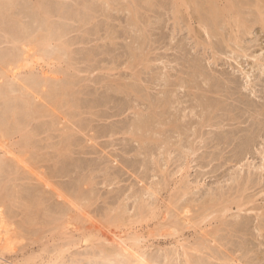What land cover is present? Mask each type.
Here are the masks:
<instances>
[{
	"label": "rangeland",
	"instance_id": "1",
	"mask_svg": "<svg viewBox=\"0 0 264 264\" xmlns=\"http://www.w3.org/2000/svg\"><path fill=\"white\" fill-rule=\"evenodd\" d=\"M37 1L45 7L40 10ZM227 1L246 23L245 29H237L225 10L206 28L199 17L208 7L196 11V4L182 6L175 0H0V18L8 16L4 19L8 24L19 19L22 24L18 20L10 24L18 23L14 27L21 30L23 26L27 36L10 41L2 29L7 23L0 19L2 57L10 54V60L11 51L15 63L8 65L24 67L23 73L16 71L17 79L7 72V64L0 67V131L11 132V136L7 130L6 135L0 132V138L10 137L8 145L0 139V148L14 149L6 152L12 159L4 166L8 174L1 176L16 179L8 183V190L11 195L18 192L19 198H6L4 207H9L7 215L14 213L15 225L27 229L24 243L41 235L50 238L55 222L50 217L67 207L79 210L82 205L84 225L87 218L105 224L106 216L116 218L124 211L131 220L141 208L149 213L150 206L160 205L159 219L143 213L145 218L139 217L132 226L144 234L148 250L144 257H136L143 263L134 257L130 264H167L172 258L166 259V252L173 254L178 236L160 237L164 231L159 223L165 222L161 219L169 208L173 215L189 205L194 224L178 238L188 247L209 244L210 251L203 249L201 256L206 264H264V233L257 229L264 225V25L258 22L255 0H220V12ZM46 25L53 31L44 29ZM48 31L61 33L57 37ZM44 35L47 40L55 36L51 38L57 45L46 47L48 54L40 52L47 59L29 72L36 49H43ZM49 55L56 56L53 64ZM7 75L11 86L2 79ZM25 76L30 80L24 82ZM10 117L17 122H10ZM23 153L26 159L20 160ZM2 182L0 192L5 195ZM186 184L191 187L181 189ZM225 196L241 198L243 209L233 205L213 220L211 201ZM13 199L27 204L37 200L36 205L30 203L37 208L30 209L33 221L25 214L26 203ZM171 201L176 203L171 206ZM204 213L212 217L202 224L206 232L191 228ZM129 223H122L125 236L133 233ZM85 249L74 248L72 252L83 257L68 264L103 261ZM191 252L198 261L202 252ZM174 258L173 264H178L180 259ZM122 259L106 264H129Z\"/></svg>",
	"mask_w": 264,
	"mask_h": 264
},
{
	"label": "bare ground",
	"instance_id": "2",
	"mask_svg": "<svg viewBox=\"0 0 264 264\" xmlns=\"http://www.w3.org/2000/svg\"><path fill=\"white\" fill-rule=\"evenodd\" d=\"M139 1V0H138ZM176 1V3H178L179 5H189V7H191L190 5H194L193 7L195 8V7H197L198 6V9H195L196 11L198 10H202L203 8H204V10H205V12H206V14L208 15L207 17V19L205 18V16H206V14H205V16L202 18V16L201 17H199L200 18V23H202L206 28H207V26L209 25L210 27H212L213 25H212V23H211V21H213V17H218V19H219V16L221 17V15L220 14H223L222 12L225 10V11H227V13H230L231 14V17L233 18L234 17V21L238 24L237 25V29H240V28H244L245 29V27H247L246 26V23H243L242 21H240V17H239V15H238V13L237 12H235V10H234V5H232L231 4V2L230 1H227V3H226V5H225V7H227V8H223L222 10H221V12H220V7H218L217 5L220 3V0H203V2L204 3H202V2H200V1H198V0H190V2H189V0H175ZM202 1V0H201ZM256 1V3L254 4V3H252V2H254V1H252L251 2V4L253 5V8L255 7V9H256V11H257V13L259 14V17L257 18V19H259L258 20V22H261L263 25H264V0H255ZM25 2V1H24ZM38 2V1H37ZM136 2V1H135ZM144 2V1H143ZM149 2V1H148ZM173 2V1H172ZM192 2H194V4L192 3ZM83 3H85V2H83ZM145 3V2H144ZM31 4V3H30ZM36 4V3H35ZM35 4H34V6H35ZM41 4H43V3H41V2H38V7H39V9L41 10L42 8H40L41 6L43 7L44 6V4L43 5H41ZM146 4H148V3H146ZM197 6H196V5ZM234 4V3H233ZM1 5V7H2V4H0ZM135 5H137V4H135ZM173 5H174V3H173ZM172 5V6H173ZM182 5V6H183ZM251 5V6H252ZM30 6V5H29ZM31 6H33V5H31ZM47 6V5H46ZM132 6V5H131ZM206 6V7H205ZM7 7V6H6ZM22 7V6H21ZM45 7V6H44ZM202 7V9H199V8H201ZM37 7H35V9H36ZM47 8V7H46ZM187 8V7H186ZM1 9H3V7L1 8ZM22 9V8H21ZM39 9L37 8V10L39 11ZM44 9V8H43ZM211 9H214L215 10V12H212L211 11ZM13 10V9H12ZM36 10V11H37ZM45 10L46 9H44V13H45ZM47 10H48V8H47ZM173 10V9H172ZM208 10V11H207ZM213 10V11H214ZM8 11V10H7ZM6 11V12H7ZM10 11V10H9ZM27 11V10H26ZM29 11V10H28ZM35 11V12H36ZM174 11V10H173ZM191 11V10H190ZM2 12V11H1ZM24 12V11H23ZM30 12V11H29ZM177 11H175V13H176ZM188 12V11H187ZM10 13V12H9ZM40 13V12H39ZM41 13H42V11H41ZM41 13L39 14V15H41ZM46 13H48L47 15H49V12H46ZM134 13V12H133ZM193 13V12H192ZM200 13V15L203 13V12H199ZM234 13V14H233ZM256 13V12H255ZM5 14H7V13H5ZM31 15H32V13H30ZM37 14V13H36ZM51 14H52V12H51ZM50 14V15H51ZM190 14V13H189ZM197 14V13H196ZM257 14V15H258ZM1 15V14H0ZM43 16L45 15V14H42ZM141 15V14H140ZM192 15V14H191ZM203 15V14H202ZM2 16V15H1ZM3 16H4V14H3ZM6 16V15H5ZM137 16V15H136ZM6 17H8V16H6ZM6 17L4 18V19H6ZM13 17V16H12ZM20 16H18V18H19ZM22 17V16H21ZM34 17V16H33ZM39 17V16H38ZM42 17V16H41ZM50 17V16H49ZM177 17V16H176ZM197 17H198V15H197ZM210 17V18H209ZM230 17V18H231ZM23 18V17H22ZM43 18V17H42ZM45 18L47 19V17L45 16ZM75 18V17H74ZM199 18H197V20L199 19ZM205 18V19H204ZM222 18V17H221ZM1 19V18H0ZM3 18L1 19V20H4ZM14 19V18H13ZM135 19V18H134ZM0 20V21H1ZM8 20H10V18L8 19ZM14 20H18V21H20L19 19H14ZM13 20V21H14ZM47 20H49V18L47 19ZM140 20V19H139ZM7 24H5V26H2V29L4 28V32H6L7 33V35H10V38H11V40L10 41H12V39H13V41L15 42V43H17V41H20L21 39H27L26 37H25V33H24V30H25V28H23V26H22V29L23 30H21V26L19 27L20 29H15V27L14 26H16L17 24H15V25H13L12 23V25L10 24V22L12 21H10L9 22V24H8V21L7 20H4ZM12 21V22H13ZM42 21V20H41ZM44 21V20H43ZM46 21V20H45ZM44 21V24L46 23V22H48V21H46L45 22ZM50 21V20H49ZM133 21V20H132ZM176 21V20H175ZM2 22V21H1ZM21 22V21H20ZM32 22H33V20H32ZM51 22V21H50ZM219 22V21H218ZM218 22H217V26H219L218 25ZM226 22V21H225ZM245 22V21H244ZM23 22H21V24H22ZM36 23V22H35ZM42 23V22H41ZM49 23V22H48ZM176 23V22H175ZM1 24V23H0ZM3 24H4V22H3ZM37 24V23H36ZM52 24V23H51ZM51 24H48V25H51ZM56 24V23H55ZM85 24V23H84ZM212 26H211V25ZM226 24V23H225ZM248 24V23H247ZM202 25V26H203ZM214 26L215 28L217 27V26ZM223 25V24H222ZM259 25V24H258ZM53 26V25H52ZM59 26V25H58ZM57 26V27H58ZM262 26V25H261ZM39 27H41V26H39ZM213 27V28H214ZM254 27V26H253ZM1 28V27H0ZM35 28V27H34ZM44 28V27H43ZM49 29L50 27L48 26L47 27V25H46V28H44V29ZM218 28V27H217ZM224 28V27H223ZM226 28H227V26H226ZM249 28V27H248ZM40 29H42V28H40ZM44 29H42V31L44 30ZM52 29V30H51ZM51 29H49V31L51 32V31H53V27L51 28ZM61 29V28H60ZM204 29V28H203ZM236 29V30H237ZM250 29H252V28H250ZM264 29V28H263ZM1 30V29H0ZM39 30V29H38ZM38 30L37 31H35V32H38ZM204 30H206V29H204ZM211 30V29H210ZM209 30V27H208V29H207V34H208V31H210ZM218 30V29H217ZM230 30V29H229ZM26 31H28V30H26ZM25 31V32H26ZM30 31V30H29ZM42 31H39V32H41L42 33ZM48 31V33H46V34H54V35H56V34H59V33H61V31L58 33H54V32H52V33H50ZM213 31V30H212ZM224 31V30H223ZM1 32V31H0ZM38 32V33H39ZM43 32H46V31H43ZM215 32H216V30H215ZM219 32V31H218ZM64 33V32H63ZM210 33H211V31L209 32V35H210ZM214 33V32H213ZM221 33V32H220ZM231 33V32H230ZM5 34V33H4ZM28 34V33H27ZM212 34V33H211ZM232 34H234V33H232ZM6 35V36H7ZM29 35V34H28ZM43 35V34H42ZM42 35L41 36H38V40H40L41 39V37H42ZM24 36V37H23ZM30 36V35H29ZM46 35H44V39H42L41 41H43L44 40V43L42 44L41 43V45L43 46V49L40 51V49H36L38 52V55H37V57H36V62L34 63V65H32V67H30L29 69L31 70V71H29V72H33V70H35L36 71V68H38L37 66H40V65H42L41 64V62H43V60L44 59H47V52L45 51V48L46 47H51L52 46V42L54 43V39L53 38H51V37H54L55 38V36H50V40H51V42H50V40H47V36L45 37ZM57 37L59 36V35H56ZM61 36V35H60ZM63 36V35H62ZM217 36V35H216ZM219 36V35H218ZM220 36H221V34H220ZM232 36V35H231ZM39 37H40V39H39ZM230 37V36H229ZM6 38H9V37H6ZM5 38V39H6ZM45 38H46V40H45ZM60 38V37H59ZM61 38H63V37H61ZM225 38V37H224ZM9 40V39H8ZM56 40H59V39H56ZM61 40V39H60ZM24 41V40H23ZM7 42V41H6ZM56 42H58V41H56ZM55 42V43H56ZM228 42V41H227ZM230 42V41H229ZM8 43H9V41H8ZM40 43V42H39ZM54 43V45L56 46L57 44H55ZM12 44H13V42H12ZM61 46H62V44H60ZM60 45H58V49H57V52H59L58 50L59 49H61V47H60ZM65 45V44H64ZM63 45V47H65ZM36 47H39V48H41L39 45L38 46H36ZM53 48H55V50H56V47H53ZM3 50H5V49H3ZM8 50H10V49H8ZM13 50V49H12ZM35 50V51H36ZM55 50H52V48H51V51H54L55 52ZM62 50H63V48H62ZM5 51H7V50H5ZM18 51H19V49H18ZM23 51V50H22ZM43 51H45V53H47V54H45V55H43V56H40V52H43ZM8 52V51H7ZM17 52V51H16ZM53 52V53H54ZM60 52H62V51H60ZM1 53V52H0ZM10 53H11V56L13 57V55H12V53L13 52H11L10 51ZM14 53H15V51H14ZM20 53H22L21 52V50H20V52H19V54ZM35 53V52H34ZM6 54V53H5ZM18 54V53H17ZM31 55H32V53H30ZM30 54H28L29 56H30ZM49 54H50V52H49ZM1 56H0V62L2 61L3 63L1 64V66L0 67H2L1 69H4V66H2L3 64H10L11 62H9V61H12L13 59H12V57H11V59L9 60V58H10V54L9 55H4L3 57H2V53L0 54ZM15 55H16V53L14 54V57H15ZM41 55H42V53H41ZM52 55V54H51ZM55 55H56V53H55ZM60 55V54H59ZM20 56H23V57H25V56H27V55H20ZM20 56H19V58H20ZM34 57H35V54H34ZM46 57V58H45ZM49 57L53 60V59H56V58H54V57H56V56H50L49 55ZM49 58V59H50ZM2 59V60H1ZM16 59V58H15ZM21 59V58H20ZM50 59V60H51ZM60 59V58H59ZM19 60V59H18ZM18 60H16V62L18 61ZM51 60V63L53 64V62L55 61V60H53L52 61ZM9 62V63H8ZM13 62V64L15 63V61H12ZM48 61L46 60V61H44V63H46V65L47 64H49L50 65V63L48 62ZM19 63V62H18ZM58 63V62H57ZM12 64V63H11ZM6 65V66H7ZM11 65H8V71L7 72H10L9 74H11V71H12V73L14 74L13 75V78H14V76H16V71H17V73H18V71L19 72H22V71H24L23 69H24V67H23V69H22V67L20 68V66L19 65H13V66H16V67H12V70L11 69H9V67H10ZM54 65H52V67H53ZM17 67H19V68H17ZM49 67H51V65L49 66ZM22 69V70H21ZM7 70V69H6ZM21 70V71H20ZM6 73V72H5ZM23 73V72H22ZM19 74H21V73H19ZM19 74H18V77H19ZM12 75V74H11ZM23 75V74H22ZM30 75V74H29ZM4 76V75H3ZM3 76H2V79L3 80H6V79H8L7 77L9 76V78H10V75H7L6 76V78L4 79L3 78ZM26 77V79H24V82H25V80L27 81V80H30V79H27V76H25ZM46 77H48V76H46ZM13 78H11V81H13V80H15V79H13ZM28 78H30V77H28ZM13 79V80H12ZM16 79H17V76H16ZM49 79L51 80V78H50V76H49ZM49 79L48 80H46L47 81V83H48V81H49ZM10 80V79H9ZM7 81V80H6ZM6 81H4V85L7 87V85H8V87H9V84H5V82ZM46 81H44V83H46ZM7 83H10V82H8L7 81ZM46 83V84H47ZM51 83V82H50ZM12 85V83H10V86ZM22 85V84H21ZM2 86V85H1ZM0 86V87H1ZM26 86L24 85V87L23 88H25ZM14 90V89H13ZM12 90V91H13ZM15 92V91H14ZM1 93V92H0ZM2 93H3V91H2ZM11 118V120L13 119V117H10ZM16 120V122H17V119L15 118L14 119V121ZM13 120L12 121H10V122H14ZM19 121V120H18ZM9 122V123H10ZM20 123V122H19ZM18 123V124H19ZM12 124V123H11ZM14 124V123H13ZM17 124V125H18ZM21 124V123H20ZM2 125V124H1ZM4 125L5 124H3V127H4ZM15 125V124H14ZM13 125V126H14ZM16 125V126H17ZM6 126V125H5ZM16 126H14V127H16ZM7 127V126H6ZM5 127V128H6ZM18 127V126H17ZM2 128V126L0 127V129ZM141 128V127H140ZM135 129V128H134ZM4 130H7L8 131V128L7 129H4ZM4 130H1L0 132L2 133V131L4 132ZM12 130H14L13 128H12ZM10 131V130H9ZM9 131H8V134H10L9 133ZM1 133H0V135H1ZM31 133V132H30ZM135 133V132H134ZM133 133V134H134ZM7 134V132H4V135H6ZM3 135V134H2ZM30 135H33L34 136V134H30ZM30 135H27V137H29ZM8 136V135H7ZM10 136H11V134H10ZM3 137V136H2ZM24 137H25V135H24ZM32 137V136H31ZM5 138V137H4ZM7 138H10L9 136L8 137H6V139H3V138H0V139H2V140H4V141H6V143L4 142V144H6V145H8V144H10V143H8V141L10 140V139H8V141H7ZM30 138V137H29ZM29 138H27V139H29ZM33 138V137H32ZM23 139H25V138H23ZM27 140H25L24 142H26ZM1 143V142H0ZM27 144H29V141H27L26 142ZM2 147L0 148V176L1 175H6V174H8V171H6L5 170V165H9V161H7L8 159H12V158H10V154L9 153H6V152H12L14 149L12 148V146L10 145V150H7L6 152H5V147H3V145H1ZM5 146V145H4ZM7 147V146H6ZM9 147V146H8ZM3 148H5L4 149V152L2 151L3 150ZM11 148H12V151H11ZM2 149V150H1ZM1 151L4 153H1ZM189 152V151H188ZM13 153V152H12ZM14 155H17V154H14ZM13 155V156H14ZM19 155H21V154H19ZM18 156V155H17ZM19 157V156H18ZM18 157H15L16 159L18 158ZM25 158L26 157V154H22L19 158H20V160L22 159V158ZM18 158V159H19ZM26 159V158H25ZM23 160V159H22ZM7 163V164H6ZM10 166H11V164H10ZM10 166H8V167H10ZM264 167V166H263ZM1 179H3V180H0V181H3L2 183L5 185V189H7L6 190V194L5 195H2L3 193L2 192H0V263H3V264H68V260H78V259H75V258H77V257H83L82 256V254H78L77 252L76 253H73L72 252V250L74 249V248H83V247H85L86 249L88 248H90V249H92V257L95 259H97V258H100V260L102 261H105V264L107 263V262H112V260H113V262H117V260H118V262L117 263H119V262H122V261H119L120 259L121 260H123L122 258H127L129 261L127 262V263H134L133 262V260H134V257H135V259L137 260V261H140V262H142L141 260V258L139 259H137L136 257H144V255H145V253L147 254V251L146 250H148V249H145V248H147L146 246H144V244H146V242H145V236H144V234L142 233H139L137 230H135L134 231V228L132 227V226H134V224H136L138 221H139V217H142V216H144V214H149L151 217H154V218H157V216H159V215H161V213H159L158 214V210H159V212H160V210H161V207H160V205H157V206H150V208H149V210H148V212L149 213H145L146 211L143 209V208H141V211H140V213H137V215L135 214L134 216H132V219L131 220H127V218H125L124 217V214H125V211L124 212H122L123 213V215H122V213H121V215L119 216V217H116V218H113V217H115V216H112V218L110 217V216H106L105 217V224L103 223H101V224H98V222L96 223V221H95V219H92V218H87L86 219V221L88 222V223H85L84 225H83V223L81 222L82 221V205L80 204L79 205V210H77L76 208H74V207H67V208H69V209H66V210H64L63 212H61V213H59V214H56L55 216H53V217H50V218H52V220L53 221H55V222H52V224H54V227L51 229V236H50V238H47L44 234V236H39V238H36V239H33V240H31L30 242H28V243H24V241H25V239H24V237H25V234L24 233H26L27 232V229L25 228V226H24V224H23V226H17V225H15L14 223H13V221H12V218L14 217V213L12 212V211H14V210H10L9 211V214L11 213L12 215H7V211L9 210V209H7V207L8 206H6V207H4V205H5V201H6V198H11L12 196L14 197V195L15 194H17L18 192H13L12 191V195L9 193V190L8 189H10L9 188V186H8V183H10V182H15L16 181V179H8V178H10V177H0ZM250 179H251V177H250ZM237 181V180H236ZM247 181H250V180H247ZM191 183V182H190ZM179 184V183H178ZM177 184V185H178ZM176 185V186H177ZM187 185V184H186ZM240 185V184H239ZM2 186V185H1ZM15 187V186H14ZM181 187V189H183V190H186V189H189L191 186H189V185H187L186 187H182V185L180 186ZM2 188H4V186H2ZM180 189V190H181ZM179 190V189H178ZM14 191H17V190H14ZM20 195V194H19ZM18 196L17 195H15V198H17ZM36 198V197H35ZM17 199H19V198H17ZM14 200V199H13ZM175 200V199H174ZM237 200V201H236ZM15 201V200H14ZM37 200H33V203H32V201L30 202L29 201V204H27V202H21V200H16L15 202H17V203H22L23 205L26 203V205H27V207H26V205H24L25 206V209H31L33 206H32V204L33 205H36V202ZM174 202V201H173ZM172 201H171V206H172V203H173ZM242 200H241V198H239L238 197V199H236V198H231V196L230 197H223L222 198V200H220V201H216V200H213L212 199V201H211V203H212V208H210L211 209V212H210V214H203L202 216L204 217H202L201 216V218H203L200 222H195L196 224H195V226H193L192 225V227L191 228H195V229H202V231L204 230V227L202 228V224L203 223H206V221H208V219L209 218H212L213 217V220H215V219H217V217H218V214H227V212L228 211H230V210H232V206L233 205H236L237 206V208H238V210H242L243 208H242ZM14 203V202H13ZM30 203H32V204H30ZM80 202L78 201V199H77V204H79ZM170 203V202H169ZM168 203V204H169ZM174 203H176V202H174ZM15 205V204H14ZM29 205H30V207H29ZM170 205V204H169ZM169 205H168V207H169ZM167 207V206H166ZM167 207V208H168ZM189 207V205L187 206V208L186 207H184L183 208V210H181V211H179V212H176V213H174L173 215L171 214V210H170V208H169V210H167L166 211V214L162 217V219H161V221H164L165 220V222L164 223H159V224H161L160 226H162L163 227V229H160V230H163L164 232V234H163V236L161 235L160 237H165L164 235H166V237L167 236H169V237H176V236H178V237H180V235L182 234V233H184V231L186 230V229H189V225L190 224H194V221H192L191 219L193 218L191 215H190V208H188ZM4 208L5 209H7L6 211L4 210ZM9 208V207H8ZM28 209L25 211V214L27 215V217L29 216V221H33V219H34V216H32V214L30 215V212H31V210H33V212L37 209H35V207L34 208H32L30 211H28ZM35 209V210H34ZM208 210H209V208H208ZM7 212V213H6ZM24 212V211H23ZM22 213V212H21ZM144 213V214H143ZM209 213V212H208ZM110 215V214H109ZM167 215H168V217H167ZM209 215L210 216H212V217H209ZM149 217V216H148ZM209 217V218H208ZM128 218V219H129ZM142 218H145V216L144 217H142ZM146 219H147V217H146ZM157 219H159V218H157ZM222 219V218H221ZM142 220H144V219H142ZM29 221L27 220V221H25V223L26 222H28L29 223ZM98 221H100V220H98ZM116 221H118V222H116ZM126 221H130V223H129V225H131V229H133V233H129L128 235H126L125 236V231L122 229V223H125ZM101 222V221H100ZM99 222V223H100ZM104 222V221H103ZM82 223V224H81ZM107 223V224H106ZM143 223V222H142ZM21 224V223H20ZM80 224V225H79ZM28 225V224H27ZM158 226V225H157ZM160 226H159V228H160ZM128 228H130V227H128ZM206 228V227H205ZM141 229V228H140ZM150 229V228H149ZM155 229V228H154ZM258 231L261 233V234H263L264 233V225H259L258 226ZM48 230H50V229H48ZM152 230V229H151ZM129 231H130V229H129ZM132 231V230H131ZM150 231V230H149ZM157 231V230H156ZM201 231V230H200ZM201 231V232H202ZM205 232H206V230H204ZM203 231V232H204ZM50 232V231H49ZM153 232V231H152ZM155 232V231H154ZM161 232V231H160ZM46 233V232H45ZM259 233V234H260ZM124 234V238H122L123 235ZM158 234V233H157ZM204 234V233H203ZM47 235V234H46ZM153 236H156L155 234H152ZM159 235V234H158ZM184 235V234H183ZM183 235H181V236H183ZM146 236H148L147 234H146ZM150 236H151V234H150ZM261 236V235H260ZM159 237V238H160ZM177 237V239L178 240H176L175 242L177 243V247L175 246V248L173 247V254L171 255V253H169V251L168 252H166L167 253V255H166V259H168V258H172V260H173V257L175 256V258L177 257L178 259H180L179 260V262H178V264H180V261H181V263H183V264H206L207 262L205 261V260H203L202 258H201V256H203L204 255V252H203V249H207V251H210V247H209V244H207V243H203V245H202V248L200 247L199 248V246H197V245H194V246H196V247H188L186 244H184L182 241H181V239L179 240V238ZM119 238H121V240H122V243H121V245H120V243H117V241H118V239ZM148 238V237H147ZM156 238V237H155ZM181 238V237H180ZM149 239V238H148ZM150 242V241H149ZM149 242H148V244H149ZM115 244H117V245H115ZM173 245H176V244H173ZM190 246H192V244L190 245ZM198 247V248H197ZM85 249V250H86ZM219 249V248H218ZM216 250V249H215ZM215 250L213 251V249H212V251H213V253L215 252ZM220 250V249H219ZM87 251V250H86ZM146 251V252H145ZM191 251H194V252H196V254H197V252L200 254L201 252V254H200V259H198V261H196L195 260V262L193 261V258H192V255H191ZM221 251V250H220ZM219 251V252H220ZM87 253V252H86ZM90 253H91V250H90ZM216 254L218 253V252H215ZM89 254V253H88ZM209 254V253H208ZM7 255H11V257L10 258H8V256ZM69 255H70V257H69ZM143 255V256H142ZM198 255V254H197ZM85 256V255H84ZM211 255L209 254V257H210ZM69 257V258H68ZM86 258H87V256H86ZM174 258V260H177V258L175 259ZM210 258H214V260L216 261V260H220V258L217 256V255H213L212 257H210ZM88 259H90L89 257H88ZM126 259V260H127ZM205 259V258H204ZM99 260V261H100ZM152 260V259H151ZM150 260V261H151ZM171 259H169V262H170V264H173V262H175V261H172ZM101 262V263H103L104 264V262ZM154 261V260H153ZM152 262V261H151ZM169 262H166L167 264L169 263ZM172 262V263H171ZM100 263V264H101ZM143 263V262H142ZM222 264H224V262H221ZM225 263H229L228 261H225ZM72 264H81V262H73ZM95 264H99V262L98 263H95ZM109 264V263H108ZM138 264H141V263H139L138 262Z\"/></svg>",
	"mask_w": 264,
	"mask_h": 264
}]
</instances>
